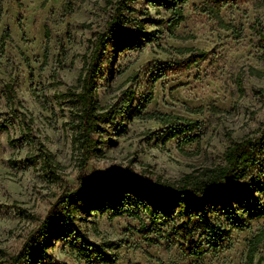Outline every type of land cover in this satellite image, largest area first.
I'll return each instance as SVG.
<instances>
[{
	"label": "rangeland",
	"instance_id": "374dc122",
	"mask_svg": "<svg viewBox=\"0 0 264 264\" xmlns=\"http://www.w3.org/2000/svg\"><path fill=\"white\" fill-rule=\"evenodd\" d=\"M262 1L248 0L221 9L224 22L241 28V36L235 38L199 10L202 0L183 5L184 19L172 33L166 8L156 10L146 0H136L132 17L143 26L142 33L138 31L140 40L122 48L113 40L107 45L95 80V97L108 117L98 137L99 152L81 168L71 147L70 122L75 109L69 98L60 95L77 87L95 36L104 29L113 6L106 0H0V35L5 27L10 32L0 53V124L5 126L0 128V249L15 254L58 196L75 189L81 178L116 168L152 180H177L203 167L223 164L228 145L257 136L264 124V75L250 74L249 69L264 73L258 33L264 26ZM45 27L49 40L43 63ZM157 45L205 53L186 71L155 83L145 112L200 123L193 132L165 143L159 135L167 126L132 115L149 75L187 56L164 52ZM21 55L27 57L29 66ZM212 106L218 110L212 111ZM190 135L195 140L184 144ZM38 143L59 163V179L46 178L39 162L23 161L28 153L36 152ZM258 172L252 171L244 184H250ZM259 178L248 203L234 202L236 218H230L233 211L210 204L203 212L187 208L159 220H150L142 212L141 220L127 214L113 217L112 211L101 213L86 207L68 236L53 238L37 264H101L100 254L108 264H244L248 239L264 226V216L254 220L248 216L249 209H264V177ZM142 224L157 232L143 236L139 232ZM171 225L190 229L192 242L201 244L204 253L183 255L179 244L184 241ZM206 226L217 227L216 236L210 237ZM72 243L86 248L85 255ZM258 258H264V243L258 248Z\"/></svg>",
	"mask_w": 264,
	"mask_h": 264
},
{
	"label": "trees",
	"instance_id": "16d2710c",
	"mask_svg": "<svg viewBox=\"0 0 264 264\" xmlns=\"http://www.w3.org/2000/svg\"><path fill=\"white\" fill-rule=\"evenodd\" d=\"M136 0H106L113 6V12L106 22L103 30L98 32L92 43L88 57L77 80V87L68 88L60 96L69 98L68 101L75 109L72 118L71 147L73 153L79 159L80 167L100 149L98 137L103 132L102 124L106 122L108 113L99 105L96 97V77L100 72L103 57L107 45L113 40L117 48H122L139 42L143 26L141 21L132 17L136 9L133 3ZM188 0H146V4L156 10L164 7L170 13L168 31L173 30L183 21V5ZM248 0H202L199 10L213 18L218 28L231 31L235 38L241 36V28L231 23H226L220 16L223 7L238 5ZM264 3V0L262 1ZM69 4L65 6L68 8ZM2 8L0 7V21ZM20 27V26H19ZM260 42L264 54V26L258 30ZM23 36V32L21 31ZM10 40V32L3 28L0 35V53L4 52L6 43ZM49 30L45 27V47L42 55L43 63L48 58ZM158 48L164 52H173L179 55H187L183 59H174L154 70L147 80L145 93L141 96L138 105L132 109V115L136 119L154 120L160 125L167 126L159 135L162 143L174 139L185 133L196 130L200 123L197 120L184 119L177 115L161 112H145L153 98L155 83L172 74L186 71L198 61L203 59L205 53L195 48ZM28 65V59L21 55ZM250 74L261 76L254 69H249ZM239 89L241 88L238 82ZM9 92L10 89H9ZM212 111H217L211 107ZM0 128H5L0 124ZM195 135H190L182 141L184 144L194 141ZM224 163L184 174L177 180H154L142 177L138 174L112 168L102 173L81 178L75 189L61 193L52 203L44 218L38 226L28 233L20 249L13 255L0 249V264H37L45 255L53 238L68 236V230L73 225L77 215L86 207H92L104 213L112 211L111 216L127 214L138 220L140 213L148 216L150 220L164 219L172 213L181 214L184 209L203 212L210 205L223 206L233 211L230 218L238 217L234 202L248 203L254 194V186L260 184L259 176L264 177V124L255 137L247 136L228 145L223 155ZM27 164L39 162L40 168L49 180L59 179L61 167L54 160L53 155L42 144L38 143L35 153H28L24 160ZM259 169L258 174L251 179L250 184L245 185L246 177L254 170ZM251 202V201H250ZM176 210V211H175ZM249 218L254 220L264 216V209H249ZM172 229L181 235L183 243L179 249L185 256L199 257L204 253L201 244L192 242V231L186 227L171 225ZM208 232L216 236L217 227L206 226ZM139 232L143 236H149L157 232L156 228L142 224ZM264 243V226L256 231L247 241L244 264H261L264 258H258V248ZM214 246V244H211ZM78 252L85 255L86 248L78 247L72 243ZM100 263L108 264L109 260L101 254ZM90 258V256H85ZM93 264V263H88Z\"/></svg>",
	"mask_w": 264,
	"mask_h": 264
}]
</instances>
